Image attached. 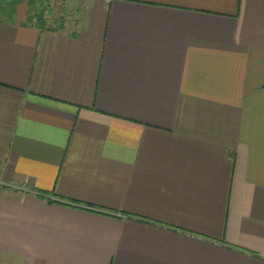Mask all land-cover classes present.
Returning a JSON list of instances; mask_svg holds the SVG:
<instances>
[{"label":"crops","instance_id":"crops-1","mask_svg":"<svg viewBox=\"0 0 264 264\" xmlns=\"http://www.w3.org/2000/svg\"><path fill=\"white\" fill-rule=\"evenodd\" d=\"M50 2L0 12V264H264V0Z\"/></svg>","mask_w":264,"mask_h":264},{"label":"trees","instance_id":"trees-1","mask_svg":"<svg viewBox=\"0 0 264 264\" xmlns=\"http://www.w3.org/2000/svg\"><path fill=\"white\" fill-rule=\"evenodd\" d=\"M23 2L27 4L29 19L35 21L39 27L46 25L48 18L53 15L50 0H0V12L4 14L14 11L15 7Z\"/></svg>","mask_w":264,"mask_h":264},{"label":"rangeland","instance_id":"rangeland-1","mask_svg":"<svg viewBox=\"0 0 264 264\" xmlns=\"http://www.w3.org/2000/svg\"><path fill=\"white\" fill-rule=\"evenodd\" d=\"M53 1V0H52ZM57 14H58V12H57Z\"/></svg>","mask_w":264,"mask_h":264}]
</instances>
